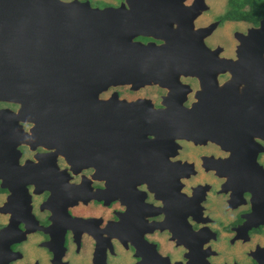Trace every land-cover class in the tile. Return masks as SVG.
I'll list each match as a JSON object with an SVG mask.
<instances>
[{
  "label": "flooded vegetation",
  "instance_id": "flooded-vegetation-1",
  "mask_svg": "<svg viewBox=\"0 0 264 264\" xmlns=\"http://www.w3.org/2000/svg\"><path fill=\"white\" fill-rule=\"evenodd\" d=\"M263 20L264 0H135L132 40L162 66L201 49L135 89V155L38 96L0 100V264H264V52L236 59Z\"/></svg>",
  "mask_w": 264,
  "mask_h": 264
},
{
  "label": "water",
  "instance_id": "water-1",
  "mask_svg": "<svg viewBox=\"0 0 264 264\" xmlns=\"http://www.w3.org/2000/svg\"><path fill=\"white\" fill-rule=\"evenodd\" d=\"M127 3L129 9H96L77 1L0 0V100L23 104L38 96L44 108L59 110L72 131L90 139L97 132L98 140L106 135L109 155L118 143L131 151L123 155H135V99L119 98L115 90L105 99L98 95L124 85L132 91L150 82L171 86L178 71L197 69L191 63L201 49L184 50L189 62L183 65L162 66L159 49L132 40L135 0ZM262 52L264 20L241 38L236 59ZM167 115L158 110L152 117L160 123Z\"/></svg>",
  "mask_w": 264,
  "mask_h": 264
},
{
  "label": "rangeland",
  "instance_id": "rangeland-1",
  "mask_svg": "<svg viewBox=\"0 0 264 264\" xmlns=\"http://www.w3.org/2000/svg\"><path fill=\"white\" fill-rule=\"evenodd\" d=\"M117 91L120 95V97L122 98H125L127 100H130V99H134L135 98V90L132 91V90H129L128 86L127 85H124V86H116V87H109L108 88V91L106 92V95L108 96V94L111 92V91Z\"/></svg>",
  "mask_w": 264,
  "mask_h": 264
}]
</instances>
